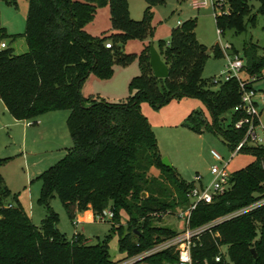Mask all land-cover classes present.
Wrapping results in <instances>:
<instances>
[{"label":"trees","instance_id":"16d2710c","mask_svg":"<svg viewBox=\"0 0 264 264\" xmlns=\"http://www.w3.org/2000/svg\"><path fill=\"white\" fill-rule=\"evenodd\" d=\"M143 1L147 7L143 18L136 21L130 15L128 0H29L24 33L28 52L16 55L8 47L0 50V100L10 115L17 121L36 123L46 113L68 111L67 127L73 143L55 167L38 177L42 182L39 202L47 210L40 226L22 206L14 204L17 196L0 172V264H115L107 243L88 245L79 233L70 241L59 231L58 214L50 206L55 195L72 222L79 213L92 211L98 217L112 210L111 223L120 231V249L128 253L127 257L179 233L158 223L163 216L176 215L189 204L187 194L194 184L181 178L174 167L163 166L157 136L140 109L141 100L148 98L164 105L178 96L199 98L211 114L212 125L194 112L186 120V128L221 135L231 151L244 139L246 129L235 128L246 117L240 108L239 82L231 78L219 84L202 78L209 55L196 37V20L173 28L165 47L160 43L158 52L169 68L167 79L154 76L150 45L139 58L124 52L128 41L146 42L153 35V8L164 0ZM227 2L229 12L216 14L222 34L226 29L244 33L249 24H255L256 16L247 0ZM106 6L113 33L94 37L85 28L98 9ZM4 36L0 27V44ZM255 50V46L246 50L244 70L259 82L264 56H258ZM214 55H224L219 45ZM135 61L140 75L132 80L127 101L93 100L86 105L91 99L82 96L81 88L91 74L107 80L113 75L115 63L128 67ZM227 116L231 123L223 128ZM241 153H251L255 161L232 174V188L224 196L198 206L190 228L264 199V147H247ZM6 161L0 159V168ZM153 168L159 170V176L151 175ZM123 218L127 220L126 234L122 233ZM222 246L229 247L233 264H264V206L203 233L192 248L194 264H227ZM219 255L222 260L217 263ZM177 258L174 250H168L143 262L167 264Z\"/></svg>","mask_w":264,"mask_h":264},{"label":"rangeland","instance_id":"374dc122","mask_svg":"<svg viewBox=\"0 0 264 264\" xmlns=\"http://www.w3.org/2000/svg\"><path fill=\"white\" fill-rule=\"evenodd\" d=\"M131 1L134 4L138 2V4L147 7L143 0ZM247 2L251 7L252 15L256 16L255 24H249L244 33L226 29L223 34H219L216 14L220 15L223 13L222 11L229 12L227 0H214L216 7L209 5L201 10L194 9L191 0H164L163 4L153 8L150 22L153 35L147 44L139 40H130L124 45L123 50L126 54H135L138 58L144 53L147 45L154 46L158 51L161 42L164 47L166 46L171 31L179 25L178 22L183 23L194 19L196 20V37L204 45L209 55L202 72V78L204 80L217 79L220 83L225 82L230 76L227 70L228 61L224 55L215 57L214 49L217 45L220 48L230 45L232 49L227 50V53L238 54L245 65L248 59L246 50L253 46H255L258 56H264V0H247ZM29 8V0H0V27L5 32L2 42L6 43L8 48L13 49V53L16 55L28 52L24 33ZM138 17L140 18L133 19L140 21L143 18V16ZM85 29L94 37L110 36L113 31L109 7L98 9L94 19ZM139 75L138 61L128 67L115 63L113 75L107 80L94 73L91 74L81 88L82 96L86 100L91 99L86 105H89L93 100L111 103L127 101L131 96L130 84ZM241 76H247L245 70ZM255 88L259 95L263 94L264 79L257 82ZM4 108L5 105L0 100V159H7L0 170L12 194L17 196V202L14 200V204L22 206L32 222L40 226L47 215V210L39 202L42 182L38 177L55 167L73 145L67 127L69 112L55 111L42 115L41 117L54 116L51 123L48 121L42 124V128L45 130V137L42 138L36 134L37 130L26 135L24 124L16 123L10 113L6 109L4 111ZM140 109L157 136L161 156L169 159L185 181L192 182L197 174L204 176L206 182L211 180V167L218 164L212 156V151L218 152L226 160L230 158L231 150L221 135L208 131L196 133L184 126L186 120L194 112L200 113L207 123L212 125L211 114L201 99L178 96L164 105H156L151 99L145 98L140 102ZM259 112L260 121L264 126V103H260ZM30 122L33 126L35 125V121L31 120ZM230 123L231 118L227 116L222 127L226 128ZM24 144L26 146L22 148ZM254 161L255 156L251 153H240L232 160L228 170L233 174ZM156 174L159 176L160 172ZM151 175L153 174L151 173ZM50 206L58 214L59 231L68 240L71 241L75 234L79 233L86 239L88 245L107 243L111 259L115 264H126L148 254L152 249L127 257L128 253L120 249V231L112 225L111 220L103 221L93 214V218L86 217L85 221L76 225L77 222L70 220L57 195L50 200ZM121 224L124 226L122 233L126 234L127 220L123 218ZM158 224L170 226L178 232L184 227L177 214L163 216ZM221 252L225 256L226 263L233 264L229 247L222 246ZM157 254L159 253H153L146 258ZM144 259L131 264H149L143 262Z\"/></svg>","mask_w":264,"mask_h":264},{"label":"built area","instance_id":"2783aa9c","mask_svg":"<svg viewBox=\"0 0 264 264\" xmlns=\"http://www.w3.org/2000/svg\"><path fill=\"white\" fill-rule=\"evenodd\" d=\"M191 4L196 10H201L208 7L209 5L216 7L214 0H191ZM178 24L181 25L182 22H178ZM218 33L222 34L220 30ZM7 47L8 45L4 42L0 44V50L6 49ZM106 47L111 48V45L106 44ZM230 49H232L230 45L221 48L228 61L227 70L230 76L226 80L236 78L239 82L241 92L240 108L246 112V117L238 121L235 124V128L237 130L246 129V135L244 139L237 145L235 150L231 151V156L228 160H226L218 152L212 151V156L218 162V164L211 167L210 175L212 178L209 182H206L204 176L201 174H197L194 177L192 181L194 186L187 194L189 204L186 207L179 209L176 213L179 221L184 225L183 229L175 237L154 246L148 254L140 256L138 259H134L126 264L134 263L138 260L146 258L148 255L153 253H162L168 250H174L177 253L178 258L175 263L167 264H194L192 248L203 233L210 231L213 227L227 220L245 215L259 207L264 206L263 199L206 225L196 228H190L189 226L192 214L200 204H212L217 198L224 196L231 190L232 173L229 172L228 168L232 160L247 147H264V126L260 121L259 112L260 102L264 103V93L259 95L254 85L256 82H258L259 78L250 76L242 77L241 73L244 71L246 65L238 54H228L227 50ZM262 79H264V71L262 73ZM213 81L215 83H219L217 79H214ZM251 85L254 86L250 87ZM28 124L32 125L31 122ZM261 166L264 168V157L261 160ZM98 217L103 221L107 219L112 221L114 218V213L112 210L108 209ZM76 225H78V223ZM221 260V255L215 258V262L217 263L221 262Z\"/></svg>","mask_w":264,"mask_h":264},{"label":"crops","instance_id":"0c3cea01","mask_svg":"<svg viewBox=\"0 0 264 264\" xmlns=\"http://www.w3.org/2000/svg\"><path fill=\"white\" fill-rule=\"evenodd\" d=\"M128 2H129L130 15H131L132 18H134V19H138V18H140V17H138V16H143V14H144V12H145V9H146L145 6H143V5H141V4H138V2H136V4H134L131 0H128ZM106 7H107V6H106ZM106 7H103V8H106ZM103 8H100V9H103ZM110 22H111V21H110ZM147 42H148V41L143 42V43H144V44H147ZM260 103H262V102H260ZM4 105H5V104H4ZM5 109H6V111L8 112L6 106H5V108H4V111H5ZM4 113H5V112H4ZM68 116H69V113H68ZM13 119H14V118H13ZM53 119H54V116H52V115L40 117V118H38V119L36 120V123H35L36 127H35V125H34V126H33V125H29L28 123H30V121H17V120H15V119H14V120H15L16 123H18V124H24L26 135L29 134V133H32L31 131H35V130H37L38 132H37L36 134H38V135H40L42 138H44V137H45V130L42 128V124L45 123V122H48V121L51 123V122L53 121ZM40 125H41V127H40ZM25 146H26V144H24V145L22 146V148L25 147ZM0 172H1V170H0ZM151 173H152L154 176H157L156 173H159V170L153 168V169L151 170ZM1 174H2V173H1ZM2 175H3V174H2ZM3 177H4V176H3ZM90 216H91V217H90ZM92 216H93V212H92V211H87V212L79 213V214L77 215L76 222L79 224V223L85 221V220H86V217H87V218H93Z\"/></svg>","mask_w":264,"mask_h":264},{"label":"water","instance_id":"95a60500","mask_svg":"<svg viewBox=\"0 0 264 264\" xmlns=\"http://www.w3.org/2000/svg\"><path fill=\"white\" fill-rule=\"evenodd\" d=\"M150 65L153 70L154 76L157 79H167L169 77V68L167 64L163 61L161 55L155 49L154 46H152L150 49ZM162 164L166 168H173L169 159L166 157L162 159ZM143 196H146V194H143ZM252 253L254 254V257L256 258L257 254L254 249L252 250Z\"/></svg>","mask_w":264,"mask_h":264}]
</instances>
